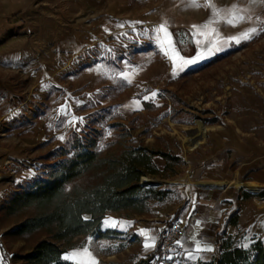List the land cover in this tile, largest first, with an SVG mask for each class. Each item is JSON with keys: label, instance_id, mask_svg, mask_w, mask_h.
Listing matches in <instances>:
<instances>
[{"label": "crops", "instance_id": "1", "mask_svg": "<svg viewBox=\"0 0 264 264\" xmlns=\"http://www.w3.org/2000/svg\"><path fill=\"white\" fill-rule=\"evenodd\" d=\"M72 1L74 12L68 20L58 7L53 8L52 12H45L43 8L42 12L33 17L25 19L20 16L15 23H9L7 9L2 7L0 105L5 96L15 97L14 101L19 104L5 111L0 110L1 136L7 135L6 131L11 125H22V132H34L36 135L40 130L45 133L46 124L52 120L51 125L56 128L58 124L60 132L65 134L87 121L88 118H84L86 115L76 114L73 97L70 95L66 99H60L51 112L45 104L59 97L49 99L44 92L38 96L22 94L17 87H29V90L31 87L35 90L49 84L54 85L53 80L60 78L62 74H70L78 66L84 67L85 79L94 83L108 74L110 67L106 62L94 61L98 58L96 49L101 53L100 45L108 50L109 56L122 58L125 51L123 44L131 34L143 32L144 37L154 40L159 46L164 42L162 38L170 35L175 38L176 44L173 45V41L168 44L169 50L166 52L169 60L174 63L182 58L185 61H195L192 64H176L182 69H193L216 54L230 49L232 44H237L232 38L242 37L243 33L253 27V21L264 15V3H252L251 0H211L217 8L225 11L235 4L244 10L242 14L251 17V20L232 27L226 23L212 22L223 20L224 11L220 16L213 17V9L208 6L207 0H198L197 6H192L189 0H137L135 7L130 5L129 0H100L97 3L95 0H84V9L80 0ZM15 8L13 7L14 10ZM206 24L208 26L204 27ZM162 25L164 32L159 31ZM178 32L187 33L188 49L181 46ZM241 41L243 39L239 43ZM112 78L129 82L134 75L123 70L114 73ZM140 102L127 99L124 105L144 108V103ZM95 109L99 110L98 107ZM49 112L52 115L47 117L46 122L44 119ZM8 141V138L0 139V158L12 156L16 150L6 144ZM261 146H254L256 150L239 148L234 151L228 149L219 154L213 152L196 161L195 179H224L234 174L236 179L256 183L261 189L253 193L236 187L222 190L187 186L185 197L173 210L174 216L179 217L186 227V232L180 239L184 264L213 261L218 236H230L244 248H249L258 238L264 241V149ZM140 216L142 215L124 217L110 214L102 224V232L116 231L121 234L123 241L132 242L136 246L138 260L155 252L158 232L164 223L158 222L157 217L146 221ZM130 235L132 239H129ZM86 240L94 243L98 239L97 236H89ZM146 244L149 247L146 248ZM72 252L79 253L75 257H72L73 253L70 254L69 257L72 258L68 260L73 264L99 262L95 255L100 252L93 248L87 252L78 249ZM99 255L104 256L101 253Z\"/></svg>", "mask_w": 264, "mask_h": 264}, {"label": "rangeland", "instance_id": "2", "mask_svg": "<svg viewBox=\"0 0 264 264\" xmlns=\"http://www.w3.org/2000/svg\"><path fill=\"white\" fill-rule=\"evenodd\" d=\"M80 1L84 9V0ZM98 1L100 0H95L96 3ZM129 3L131 6H137V0H129ZM2 7L7 9L9 23H15L14 21L20 16L25 19L33 17L42 12L43 8L45 12H52L53 8L60 7L59 11L67 20L74 12L72 0H1L0 11ZM13 7H16L15 10ZM82 12L84 13V10ZM259 19V21H253V27L258 29V34L251 39L232 44L230 49L216 54L193 69H182L176 65L183 63L185 61L183 58L177 63L169 60L166 51L169 50L170 42L173 41V45L176 44L174 37L169 35L167 39L162 38L164 42L161 46L158 44L157 46L154 40L144 37L141 32V34H131L126 37L122 58L109 56L108 50L101 45L99 47L101 53L96 49L98 58L94 61L106 62L110 67L109 73L98 78L94 83H89L85 79L84 67L78 66L70 74H62L60 78L53 80L54 85L49 84L35 90L31 87L30 90L29 87H17V89H20L22 94L38 96L44 92L49 99L59 97L45 104L51 112L60 99H66L70 95L73 97L76 114L86 115L87 117L84 118H88L82 125L93 119H100L102 116L106 119L110 118L109 121H102L99 124H104L101 147L105 153L117 149V143H114L117 140H114V136L122 130L124 134L120 141H123L125 145L170 151L180 159L177 163L171 162L168 170L164 171L165 160L160 156L154 157L156 167L166 176L165 178L174 179L185 176L195 179L196 161L213 152L219 154L228 149L234 151L239 148L256 150L254 146L264 145V31H259L264 28V23H261L264 21V15L259 16ZM188 48L189 46H186V49ZM94 56L96 57L95 54ZM123 70L131 72L134 78L129 79V82L112 78L114 73ZM14 98L5 96L0 110L5 111L18 105L19 102L14 101ZM127 99H133L138 103L140 101V103H148L150 108L125 106L124 102ZM96 107L99 110H96ZM51 112L46 115L44 119L46 122L47 117L52 115ZM195 115L206 117L208 123L212 125L232 126L239 131L234 136L235 141L226 140L223 144H219L215 139L208 138L206 144L192 152H187L183 141L177 134L172 133L169 120L178 125L192 124ZM62 121H64L63 118ZM52 123V120L48 121L44 139L35 146L26 145L17 140L18 134L32 137L35 136L34 132H22V125H11L6 131V136L0 134V139L8 138L9 141L6 144L16 150L12 156L5 155L0 158V163L9 157L13 162L10 165L12 169H20L26 165H39L42 172L32 168L29 173L32 177L31 181L48 172L57 162L58 154L65 146L67 134V132L65 134L60 132L57 123L56 128L51 125ZM115 123H119L120 126L116 127ZM82 125L75 129H79ZM51 134L54 136L50 137ZM54 141H60L63 145L56 152L51 149ZM112 141L113 143L108 146L107 142ZM239 142L240 144H237ZM144 188L160 191V194H146L148 206L145 211L147 213L140 217L146 221L157 217L156 220L163 223L175 215L173 210L185 197L187 186L164 189ZM12 189H15V192L18 187L0 183V264H10L9 260L19 264L16 256L27 254L39 239L45 237L39 232L24 237L7 234L18 223L33 214L28 211L7 217L1 213L5 201L14 193L11 192ZM86 238L77 241L76 247L67 249L63 259L69 261L65 257H69L75 249L85 251V249L93 248L104 255L100 257V253H96L95 257L99 258L98 264H161L153 253L138 260L135 254L136 246H133L132 242L123 241L122 236L103 242L95 240L94 243H88Z\"/></svg>", "mask_w": 264, "mask_h": 264}, {"label": "trees", "instance_id": "3", "mask_svg": "<svg viewBox=\"0 0 264 264\" xmlns=\"http://www.w3.org/2000/svg\"><path fill=\"white\" fill-rule=\"evenodd\" d=\"M144 108L149 109L150 105L144 103ZM109 120L102 116L79 129H70L65 146L49 171L34 178L28 187L18 188L5 201L1 209L4 216L33 212L8 235H45L30 252L16 256L19 264H72L62 255L76 247L81 238L112 240L121 235L112 230L102 232L107 215H144L148 206L146 194H160L145 189L140 184L141 177H166L154 163L156 156L165 160L164 171L180 159L170 151L127 146L120 141L122 130L114 136L117 149L105 153L101 147L104 124H99ZM216 246L214 260L198 264H264V241L260 238L244 248L230 236H218Z\"/></svg>", "mask_w": 264, "mask_h": 264}, {"label": "bare ground", "instance_id": "4", "mask_svg": "<svg viewBox=\"0 0 264 264\" xmlns=\"http://www.w3.org/2000/svg\"><path fill=\"white\" fill-rule=\"evenodd\" d=\"M169 126L172 130V133L177 134L178 137L183 141V145L187 152H192L195 149L201 147L207 143L208 138L215 139L219 144H223L226 140H234V136L237 135L239 131L235 130L232 126L226 125H212L208 123V119L201 115H195L193 118L192 124H176L172 120H169ZM45 137L44 130H40L35 136L28 137L18 134L17 140L23 142L26 145L35 146L41 142ZM238 137V136H237ZM240 142L243 141L239 138ZM237 143V144H240ZM55 145V144H54ZM54 147V146H53ZM264 149V145L261 146ZM44 159V157H43ZM37 167V166H36ZM33 167L31 165H26L25 171L29 175L30 170ZM23 172H17V176H20V179L23 177ZM1 174V172H0ZM10 177L13 176H5ZM17 179V178H14ZM142 185L147 188L153 189H164L167 187L175 186H197L200 188H218V189H228L229 187H236L239 189H245L247 191L256 193L261 189V186L249 182L241 181L234 177V174H230L224 179H206L198 178L191 179L189 177H179L174 179L159 178V177H149L142 176L141 179Z\"/></svg>", "mask_w": 264, "mask_h": 264}, {"label": "built area", "instance_id": "5", "mask_svg": "<svg viewBox=\"0 0 264 264\" xmlns=\"http://www.w3.org/2000/svg\"><path fill=\"white\" fill-rule=\"evenodd\" d=\"M54 144V147L51 149L55 152L60 150L63 146L60 141H54ZM12 163V159L9 157H7L3 163H0V183L8 186H17L18 188L28 187L32 177L26 173V166L20 169H12L10 166ZM31 166L33 169L40 170V167L37 164ZM23 171V177L20 179V176H17L16 174L17 172ZM39 172H42V170ZM5 176L13 177L10 179V177ZM12 190L11 192H14L15 189ZM185 232L186 227L183 225V222L179 217L173 216L163 223L158 232V246L153 253L161 264H184V251L180 246V239ZM132 238L133 237L130 235L129 239ZM9 263L17 264L15 261L11 260H9Z\"/></svg>", "mask_w": 264, "mask_h": 264}, {"label": "snow or ice", "instance_id": "6", "mask_svg": "<svg viewBox=\"0 0 264 264\" xmlns=\"http://www.w3.org/2000/svg\"><path fill=\"white\" fill-rule=\"evenodd\" d=\"M252 3H264V0H251ZM189 3L192 6H197L198 5V0H189ZM208 6L211 7L213 9L212 11V15L213 17H217L221 15V12L224 11V16H223V20H214L212 22L214 23H226L229 26L235 27L237 26L239 23L245 21V20H251L250 16L244 15L242 14V12L244 11L243 9H239L237 5H232L230 8H228L226 11L225 10H221L219 8H217L212 2L211 0H207ZM257 20L259 21V18H257ZM261 23H264V21H261ZM208 25H204V27H207ZM195 27V26H194ZM159 31L164 32L165 29L163 27V25L161 26V28L159 29ZM259 31H264V28H261ZM258 34V29L256 27H252L250 30L246 31L245 33H243L242 37L240 38H232L234 40H236L237 43H239L240 39L243 40H248L251 39L252 36ZM213 47H215V43H213ZM209 51H211V49H209ZM167 55V53H165ZM183 63L185 64H192L195 63V61L192 60H186L183 61ZM142 234L143 230H142ZM145 247H149L148 244L145 245ZM85 252H87V249H85ZM79 255V253H73L72 257H75ZM72 257H65V259H71ZM91 264H95V261H92Z\"/></svg>", "mask_w": 264, "mask_h": 264}, {"label": "flooded vegetation", "instance_id": "7", "mask_svg": "<svg viewBox=\"0 0 264 264\" xmlns=\"http://www.w3.org/2000/svg\"><path fill=\"white\" fill-rule=\"evenodd\" d=\"M177 37H178L182 47L188 46L189 37H188L187 33L178 32Z\"/></svg>", "mask_w": 264, "mask_h": 264}, {"label": "water", "instance_id": "8", "mask_svg": "<svg viewBox=\"0 0 264 264\" xmlns=\"http://www.w3.org/2000/svg\"><path fill=\"white\" fill-rule=\"evenodd\" d=\"M141 185H142V183H141ZM143 186V185H142Z\"/></svg>", "mask_w": 264, "mask_h": 264}]
</instances>
